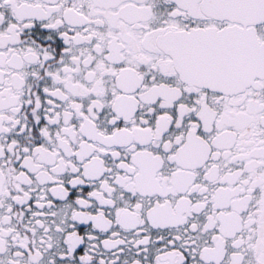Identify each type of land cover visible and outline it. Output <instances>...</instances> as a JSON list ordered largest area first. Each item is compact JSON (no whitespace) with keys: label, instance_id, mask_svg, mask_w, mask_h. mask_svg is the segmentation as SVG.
Segmentation results:
<instances>
[{"label":"snow or ice","instance_id":"1","mask_svg":"<svg viewBox=\"0 0 264 264\" xmlns=\"http://www.w3.org/2000/svg\"><path fill=\"white\" fill-rule=\"evenodd\" d=\"M0 264H264V0H0Z\"/></svg>","mask_w":264,"mask_h":264}]
</instances>
